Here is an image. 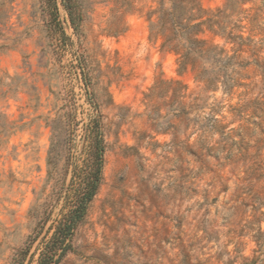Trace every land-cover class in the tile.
Segmentation results:
<instances>
[{
	"label": "rangeland",
	"instance_id": "1",
	"mask_svg": "<svg viewBox=\"0 0 264 264\" xmlns=\"http://www.w3.org/2000/svg\"><path fill=\"white\" fill-rule=\"evenodd\" d=\"M10 1L4 6H11L8 17L0 23V264H19L27 245L20 264H37L71 189L72 169L83 163V134L96 114L105 142L102 179L71 248L57 264H246L254 259L258 247L245 226L250 205L236 197L248 186L246 165H220L218 133L207 139L211 151L200 155L192 122L173 116L171 90L161 83L150 91L161 77L180 79L191 97L200 93L191 72L177 73L175 54L148 38L147 15L155 0H78L83 20L77 34L61 0L52 21L44 0ZM200 1L214 9L226 0ZM243 7L251 16L264 0ZM242 23L247 35L250 24ZM252 33L254 40L262 37ZM214 41L223 43L220 37ZM242 90L206 92L214 95L208 102L218 104L219 119L221 114L224 122L231 119L228 105L240 100ZM209 112L206 107L198 114ZM58 116L70 121L71 163L66 169L62 154L49 176V123ZM250 183L252 192L262 190V181ZM49 201L50 218L41 227Z\"/></svg>",
	"mask_w": 264,
	"mask_h": 264
},
{
	"label": "trees",
	"instance_id": "2",
	"mask_svg": "<svg viewBox=\"0 0 264 264\" xmlns=\"http://www.w3.org/2000/svg\"><path fill=\"white\" fill-rule=\"evenodd\" d=\"M250 0H226L225 3L214 9L205 8L200 0H155V6L147 15L148 38L159 41V49L170 52L176 56V71L182 74L186 71L192 73L194 81L200 86V93L190 96L187 86L180 79L164 80L158 77L151 90L159 88L161 83L167 85L172 92L175 103L173 116L178 120L188 119L193 124V132L198 134L200 155L203 150L211 151L207 139L215 133L220 135V165H238L242 161L246 165L244 178L248 186L236 191V197H242V201L249 208L251 219L245 225L251 237L255 240L259 252L250 262H264V20L262 14L264 7L248 16L243 5ZM50 15V20L56 18L58 12L57 0H44ZM10 0H0V23L8 17L11 9L4 8L10 4ZM71 27L77 34L83 20V12L78 0H61ZM247 19L250 30L244 35ZM261 34L258 40H254V33ZM60 33L65 31L60 27ZM210 34V38L206 37ZM214 37L223 39L220 44L214 41ZM230 44L228 50L225 45ZM230 51V52H229ZM246 53V55H244ZM79 67L83 80L88 88L90 79L86 72V63L82 56L79 57ZM238 88L240 100L236 104H229L228 112L231 119L225 121V115L218 118V104L209 103L208 98L214 95H206V92H215L218 89L224 94L235 93ZM88 97L91 92L87 89ZM150 94H146V98ZM190 98L189 101H186ZM215 99V98H214ZM93 105L96 103L90 98ZM209 107L207 116H201L199 111ZM222 105H220L221 110ZM67 117L69 110H66ZM98 112V111H97ZM193 114L190 118L189 115ZM238 122L237 126L231 124ZM52 134L47 154L48 175L55 173V164L62 154L66 156V169L70 162V148L67 147V133L70 121L61 116L50 121ZM23 125L18 126V128ZM10 128H15L9 125ZM7 131L6 127H1ZM10 133V132H9ZM100 115L96 114L85 127L83 140L85 148L83 163L80 167L72 169L70 179L71 189L65 195V203L60 209V216L53 225L50 238L43 242L39 252L37 264H57L71 248V238L84 219L89 203L96 195L103 169V154L105 142ZM67 148V150H66ZM250 149H254L251 153ZM195 154V153H194ZM196 155V154H195ZM251 163L248 164L249 160ZM248 164V165H247ZM252 178L262 181V190L251 191ZM60 192L53 200L58 199ZM46 207L41 218V227L48 221L53 202H45ZM51 227H48V230ZM47 230V231H48ZM30 245L20 251L22 262L28 253Z\"/></svg>",
	"mask_w": 264,
	"mask_h": 264
}]
</instances>
